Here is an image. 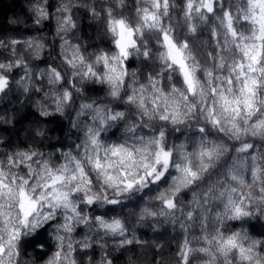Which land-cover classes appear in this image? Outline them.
Listing matches in <instances>:
<instances>
[{
  "label": "clouds",
  "instance_id": "obj_1",
  "mask_svg": "<svg viewBox=\"0 0 264 264\" xmlns=\"http://www.w3.org/2000/svg\"><path fill=\"white\" fill-rule=\"evenodd\" d=\"M20 2L0 264H264V0Z\"/></svg>",
  "mask_w": 264,
  "mask_h": 264
},
{
  "label": "trees",
  "instance_id": "obj_2",
  "mask_svg": "<svg viewBox=\"0 0 264 264\" xmlns=\"http://www.w3.org/2000/svg\"><path fill=\"white\" fill-rule=\"evenodd\" d=\"M0 5H3V7H0V17H3L5 20L10 14L24 12V8L22 7L20 0H13L10 6L5 4V0H0ZM8 30L9 29L6 23L2 26V28H0V31L7 32ZM15 31L18 32L19 29H16Z\"/></svg>",
  "mask_w": 264,
  "mask_h": 264
},
{
  "label": "snow or ice",
  "instance_id": "obj_3",
  "mask_svg": "<svg viewBox=\"0 0 264 264\" xmlns=\"http://www.w3.org/2000/svg\"><path fill=\"white\" fill-rule=\"evenodd\" d=\"M252 60L255 63L256 62V56H253ZM246 87H247V85H246ZM248 90L251 91L250 88ZM21 206L25 210V215L28 214V209L35 207L34 203L30 202L26 197H25L24 202L22 203Z\"/></svg>",
  "mask_w": 264,
  "mask_h": 264
}]
</instances>
